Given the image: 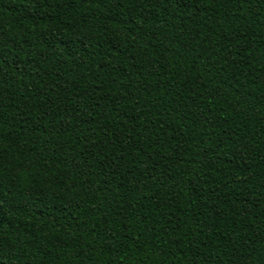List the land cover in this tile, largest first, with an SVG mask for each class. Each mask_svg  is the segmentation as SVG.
I'll return each mask as SVG.
<instances>
[{"label": "trees", "instance_id": "trees-1", "mask_svg": "<svg viewBox=\"0 0 264 264\" xmlns=\"http://www.w3.org/2000/svg\"><path fill=\"white\" fill-rule=\"evenodd\" d=\"M3 264H264V0H0Z\"/></svg>", "mask_w": 264, "mask_h": 264}, {"label": "snow or ice", "instance_id": "snow-or-ice-1", "mask_svg": "<svg viewBox=\"0 0 264 264\" xmlns=\"http://www.w3.org/2000/svg\"><path fill=\"white\" fill-rule=\"evenodd\" d=\"M0 264H3V261H0Z\"/></svg>", "mask_w": 264, "mask_h": 264}]
</instances>
